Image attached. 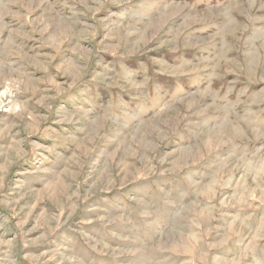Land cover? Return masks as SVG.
<instances>
[{"label":"rangeland","instance_id":"1","mask_svg":"<svg viewBox=\"0 0 264 264\" xmlns=\"http://www.w3.org/2000/svg\"><path fill=\"white\" fill-rule=\"evenodd\" d=\"M0 264H264V0H0Z\"/></svg>","mask_w":264,"mask_h":264}]
</instances>
